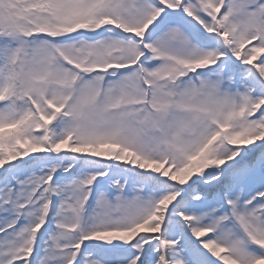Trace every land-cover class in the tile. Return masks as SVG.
<instances>
[{"label": "snow or ice", "instance_id": "1", "mask_svg": "<svg viewBox=\"0 0 264 264\" xmlns=\"http://www.w3.org/2000/svg\"><path fill=\"white\" fill-rule=\"evenodd\" d=\"M0 264H264V0H0Z\"/></svg>", "mask_w": 264, "mask_h": 264}]
</instances>
